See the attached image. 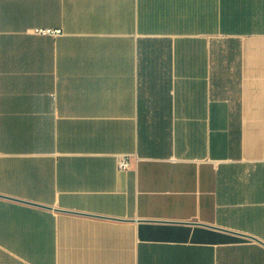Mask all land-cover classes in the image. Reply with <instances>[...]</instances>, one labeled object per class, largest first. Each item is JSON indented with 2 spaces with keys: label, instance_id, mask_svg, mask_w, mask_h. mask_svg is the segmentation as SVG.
Returning a JSON list of instances; mask_svg holds the SVG:
<instances>
[{
  "label": "crops",
  "instance_id": "1",
  "mask_svg": "<svg viewBox=\"0 0 264 264\" xmlns=\"http://www.w3.org/2000/svg\"><path fill=\"white\" fill-rule=\"evenodd\" d=\"M0 264H264V0H0Z\"/></svg>",
  "mask_w": 264,
  "mask_h": 264
},
{
  "label": "built area",
  "instance_id": "2",
  "mask_svg": "<svg viewBox=\"0 0 264 264\" xmlns=\"http://www.w3.org/2000/svg\"><path fill=\"white\" fill-rule=\"evenodd\" d=\"M30 32L34 35L39 36H57L60 35L61 30H55L51 28H33ZM117 166L118 169L124 171L130 169V160L126 155H118L117 157Z\"/></svg>",
  "mask_w": 264,
  "mask_h": 264
}]
</instances>
